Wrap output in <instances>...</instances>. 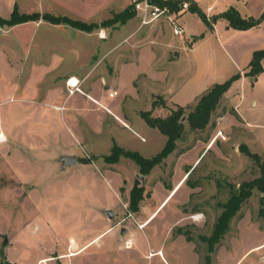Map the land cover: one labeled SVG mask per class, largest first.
<instances>
[{"label":"rangeland","instance_id":"1","mask_svg":"<svg viewBox=\"0 0 264 264\" xmlns=\"http://www.w3.org/2000/svg\"><path fill=\"white\" fill-rule=\"evenodd\" d=\"M210 1L211 3L216 1L215 6L220 8L228 0ZM15 2L18 3L21 13H38L41 15L40 21L45 22V24L50 23L43 20L42 16L45 14L64 17L59 16L61 14L68 18L71 17L72 20L85 21L83 20L85 17L84 10L87 8L85 2L80 3V0H15ZM239 2L242 3L244 0ZM234 8L238 10L235 6ZM244 11H249V16L253 18H259L264 13V1L261 4H254L250 9H244ZM11 12L12 9L8 7L7 0H0V14L8 17ZM40 21L29 22L30 25L28 26H18L0 35V134L6 135L10 140L6 144L0 142V169L7 168L8 156L13 153L15 155L19 152L25 159L31 158L30 149L38 146L39 142L41 154L52 155L53 152L59 154L65 149V142L70 143L71 141L68 129L76 133V126H72L71 123L76 118L78 120L85 118V124L94 121L100 123L103 121V124H106L108 121H112V118H108L104 111H102L104 116L91 112L76 113L75 116L72 114L73 110L70 109V104L63 111L55 109L51 105L57 101L56 94L63 92L64 81L58 80V77L82 72L87 66L85 59L87 50H75L74 52L65 50L67 49L65 44L70 40L68 30L60 32L53 27H47L41 29L38 34L34 33L32 27L38 28L39 25L37 24ZM107 21L109 22L106 26H102V22L85 23L97 25L92 32L107 28L111 30L122 25L117 22L114 15L105 20V22ZM179 24L188 29L189 35H204L203 42L206 48L204 51H199V57H202L203 53H206L213 45L220 68L223 70L229 68V62L216 41L215 35L208 30L198 15L188 13L179 21ZM60 25L71 30L72 43L74 44H86L94 40L92 37L80 33L78 29L64 24ZM164 26L166 42H178L179 44L184 42L183 36H174L172 26L166 22ZM6 28L8 27L0 28V30ZM255 30L256 33L264 35V20ZM35 37L38 39L35 40ZM41 39H43L42 41L49 39L50 45L48 43L40 44ZM56 42L63 43L64 47ZM33 43H35L34 46H32ZM181 56L179 63L172 66V69H179L178 83L183 87L194 76L195 69L192 60H196V58L187 57L183 51ZM227 80H218L217 84ZM141 82L146 83V80ZM88 84L89 86L94 85L91 82ZM254 84L250 86L247 83L245 87L240 84L232 85L230 94L228 96L226 94L227 97L224 95L222 99L226 97L224 103L230 109V113L234 114L235 108L237 112L243 114L245 122H255L261 126H257L254 130L248 127L245 130H239L236 122L230 121L229 118L228 120L223 118L219 122L221 129L216 128L214 125L217 124L216 117L227 112V108H223L222 101L211 119V122L213 120L214 123L210 122L203 131H191L186 116H184L182 118L185 126L184 134L177 142L178 148H176L178 149L176 157L183 155L181 163H176L175 155L169 156L167 161H170L162 166L161 170L155 169L151 177H149L151 173L142 175L140 169L134 167L135 164L132 160L120 157L117 162H110L106 161L105 158L112 153L110 149L113 142L110 138L111 134L114 135L119 147L121 145V148L125 147L131 152H139L143 157L152 158L165 146V137H160L153 132L145 134L148 142L142 143L132 132L123 129V127L113 129L114 132L107 130L103 134L104 137L95 140L97 141L95 144L96 150L100 153L107 154L111 150L109 155H94L86 149L83 150L81 157H79L82 163L96 165L101 173L109 171L117 178L116 185L120 199L116 207L117 212L113 213V216H115L114 220L118 228L114 232L106 233L99 243H94V246L90 248L87 254L89 256L96 254V257L75 259L74 263L264 264V194L257 190L253 191L252 197L228 222V226L223 229V234L218 242L212 248L210 247L212 244L210 245L208 242L216 231V224L223 212V205L230 200L234 189H238L243 183L257 179L260 175L256 164L241 152V147L247 146L252 153L259 155L264 161V106L252 107L250 105V100L254 96L252 93ZM260 84L264 85V81H261ZM95 86H97L95 90L100 93L101 83L98 82ZM79 87L73 94H70V88L65 89L64 94L68 92V96H72L78 92L72 103L92 105L88 100H91L92 97L89 94H84ZM259 90L261 88L258 86L257 93ZM80 93L81 95H79ZM114 93L116 94L110 93L109 97L117 95V92ZM237 93L238 95H236ZM261 95L258 94V97L260 98ZM140 97L142 100L138 101L142 102L128 100V107L131 109L141 107L142 110L145 107V110H150L151 108L146 101L147 94H140ZM189 99L185 97L181 101H189ZM119 100L120 98L117 99V101ZM158 101V107L165 108L166 103L169 105L166 106L169 109L168 115L171 110L176 109L162 97ZM55 104H61V102ZM237 104H239V111L235 107ZM195 105V103L190 104L186 114L193 110ZM237 120H240L239 117ZM219 132H222V136L216 137ZM229 132L232 134L229 135ZM211 139L213 140L210 146L218 140L214 148L209 152L206 151L199 161L200 164L198 163L199 165L195 166L190 175L183 179L175 193L167 198L162 208L170 202L187 180L183 190L177 193L152 224L148 225L161 210L142 226L143 222L140 221L150 216L151 212L148 208L153 206L152 195L155 190L172 189L175 179L177 180L179 177L182 179L183 174L189 170L188 164L196 155L198 156L199 148L202 146L206 148ZM197 146H199L198 149ZM51 158L53 157L51 156ZM25 159L23 158V161ZM40 160L43 161L39 164V172H37V167L32 170L26 162L22 163L20 171L29 173L30 180L36 183L34 185L39 186L40 206L43 208L38 218L41 226L56 216V225L51 227L55 234L52 235L51 233V238H49L48 233L51 230L45 233L41 227V249L48 252L47 246L49 244L60 246V243L65 244L69 239H76L82 231H86L85 237L90 239L95 234L94 229L85 227L84 221L79 216L82 209L87 205H89L88 208L93 209L101 207L100 198L95 197L96 195L94 194V196L88 188L90 178L84 176L81 187L72 188L71 185L66 184L69 179L64 174L59 173L57 175L59 171H54L52 161L44 160V157H41ZM63 163L64 166L68 165L65 161ZM106 177L108 178L107 175ZM106 177L103 176V179L99 177L100 180L97 179L93 187L98 188L100 193L115 203L116 199L113 193L108 191ZM15 182V178L9 171L0 175V209L2 210V206L7 203V212L10 215L7 217L0 213V230H2L1 227H6L12 232H16L18 229L25 231L22 228L23 224L31 223L32 218L37 219L36 211H32V204L36 205L37 195L34 194V197L25 196L23 199L24 193L20 187H10ZM135 186L145 190L143 200L136 212L130 208L131 192ZM159 197L157 195V198ZM163 200L162 198L159 203ZM13 214L15 215L13 216ZM13 223L17 229L12 228ZM140 225L141 228L148 226L144 230H139ZM123 229L128 230L125 236L122 233ZM129 237L134 248H125V242ZM62 257L58 258L56 264H67L66 259Z\"/></svg>","mask_w":264,"mask_h":264},{"label":"crops","instance_id":"2","mask_svg":"<svg viewBox=\"0 0 264 264\" xmlns=\"http://www.w3.org/2000/svg\"><path fill=\"white\" fill-rule=\"evenodd\" d=\"M194 1L199 4L202 10L207 14L208 18H210L211 16L223 13L234 6L238 9L239 13L243 17H251L249 16V11H244V9L248 10L254 4H261L264 0H244V2L242 3L239 2L240 0H228L220 8L215 6L216 1L215 3H211L210 0ZM82 2H85V7L87 8L86 10H84V22L101 23L109 19V17L113 16L114 14L123 12L133 3V0H80V3ZM15 4L18 5L15 0H7V5L10 9H12V12ZM188 13L190 12L185 11L184 13H182L181 16L178 17V22L181 21L182 18ZM0 16L4 17L1 14ZM59 16L65 15L59 14ZM165 22L170 25V23L165 19H159L150 24L143 25L140 16L136 14L125 24H122L121 26L118 25L111 30H109L108 28L100 29L99 31L92 33L79 31L80 33H83L88 37H92L94 39H91L93 40L92 42L80 45L72 43V35L70 32L71 30L67 29L63 25H53L51 23L45 24V22L40 21L37 24L39 25L38 28H35L34 26L32 27V31L37 34L41 29L47 27H53L56 31L60 32H66L68 30L70 33V40L65 44V47H67V49L65 50H70V52H74L75 50H87L85 57L87 66L82 72L70 73L68 76L58 77V80H61L62 82L64 81V88L62 93L56 94L55 98H57V101L55 103L61 102V104L54 103L51 105L55 109H60L61 111H63V109L68 108L67 106L70 104V109L73 110L72 114H75V116L76 113L83 114L85 112L97 113L104 116L105 114L102 113V111H104L106 115H108V118H112V121H108V123L106 124H103V121H101V123L98 121H94L90 122V124H85V118H81L80 120L76 118L73 122H71L72 126H76V133H74L71 129H68L71 136V141L70 143L65 142V149L63 151H60L59 154H56L54 152L52 155H46L44 153L41 154L39 142L38 146L30 149L31 158L25 159V157L20 155L19 152H17L15 155L13 153L11 154V156H8L7 168H1L0 175H3L8 171L11 172V175L15 178L16 182L13 183L10 187H20V189L24 193L22 196L23 199L25 196L31 195L32 197H34V194L37 195L36 205L32 204V211H36L37 219L34 220V218H32L31 223L27 222L23 224L22 228L25 229V231H21L20 229H18L16 232H12L6 227H1L2 230H0V251H4L6 260L9 264H56L58 258L62 256V258L66 259V263L75 264V259L79 260L84 259L85 257H96V254L90 256L87 254L90 248L94 246V243H99L106 233L114 232L118 228V226L115 224V216L111 217L110 215V212H117L116 207L118 206L117 204H119L118 202L120 199L119 190L117 189L116 185L117 178H115L113 173H110L109 171L101 173L96 165L92 166L90 164L82 163L81 159L79 158L81 157V153L85 149L94 155L105 156L110 154L114 145L119 146L118 144H116L117 141L116 139H114V135L111 134L110 138L111 140H113V142L110 145V152L107 154H103L100 153V151L96 150L95 143L97 141L95 140H100L102 137H104L105 135L103 136V134H105L107 130H110V132H114L113 129H119V127H123V129L132 132L141 141L142 139H144L145 141H142V143L148 142L145 134L153 132L157 135H160V137H165L166 145L167 137L163 135L158 129L150 127L140 116L141 112H151L153 117L166 118L169 113V109L166 108V106L168 105L167 103L165 108L158 106L153 107V103L158 101L159 98H164V100H167L168 103L173 107H187L190 106V104L195 103V100H197V98H199L214 84H217L218 80H227L238 73H241L242 77L241 79L237 80L233 84V86H237L238 84H240L245 87L247 83L248 85L250 84V86L255 83V87L253 88L254 92L252 91L254 96H252L250 100V105L252 107H258L260 105L264 106V85L260 84L261 81H264V71L260 76H258L256 81H253L252 79L244 76V73L247 71V68L252 60L253 53L257 50L264 49V35L256 33L255 28L247 31L232 29L231 27H229V23L222 19L214 23L211 28L208 27V30H210L212 34L215 35L214 37L216 38V41L220 45L222 51H224L225 56L229 62V68H225L223 70L219 66L213 45L211 48L208 47V51L206 53L204 52L202 57H199V51H204L206 48L203 42L204 35H189L188 29L181 25L188 31V34L186 36H183L184 42L182 44H179L178 42H166L164 26ZM28 25H30V23L1 29L2 32L0 35H2L4 32H9L15 27ZM20 39L26 40L23 38ZM37 39L38 37H35V40ZM42 40L43 39L40 40V44L48 43V45H50L51 43L49 39L48 41ZM34 44L35 43H33L32 46H34ZM58 44L62 45L63 43ZM37 46L39 47V45ZM182 51L187 54V57L196 58V60H192L195 69L194 76L192 77L191 81L183 87H181L178 83L179 69H172V66L177 65L179 63V59L182 58ZM70 78H76L80 82L79 89L81 88L84 94H89L92 97L93 100L85 97L92 103V105L86 106L80 103H72L74 97L78 92L72 96H68V92L67 94H64V90H68L69 88L67 82ZM142 80H146V83H142ZM89 82L94 83V85L89 86ZM98 82L101 83L100 93H98V90H95L97 87L95 86V84ZM233 86L226 93L227 96L230 94ZM258 86L259 88H261V90H263L262 92H260L261 90H259V92L257 93ZM112 92H117V95L109 97V94ZM140 94H147L146 101L151 108L150 110H145V107L143 108V110L141 107L136 109H131L128 107V100L142 102L138 101L142 100ZM258 94H262L260 98L258 97ZM79 95H81V93ZM236 95H238V93ZM185 97L190 98L189 101H181V99H184ZM226 97L221 100L224 106L223 108L226 107L224 103ZM119 98L120 100L117 101V99ZM235 107L239 111V104H237ZM226 108L227 112H225L224 114H220V117H216L217 124H214L216 128L221 129L219 122H221L223 118L227 120L229 118L230 121L236 122V124H238L237 128L239 130H245L246 127L254 130V128H256L257 126H261L255 122H245L243 120V118H245L243 117V114L237 112L235 108L233 110L235 111L234 114L229 112L230 109L228 107ZM238 117L240 120H237ZM234 122H232V124H234ZM211 123H214L213 120ZM232 127L234 128V126ZM228 134L231 135L232 132H229ZM5 137L6 141L1 142L2 144H6L10 141L6 135ZM212 140L213 139L210 140L206 148H204V146L200 148L199 146L196 147L197 149L199 148L198 156L196 155L194 159L189 162V170L183 174L182 179L181 177H179L177 180L175 179L172 185V189H165L164 191H158L157 189L155 190V193H153L152 195L153 206H149L148 208V210L151 212L150 216L140 221L141 223L143 222L142 226L150 221L154 214L161 210V212L157 213V216L151 222H149L148 225L152 224L160 216V213H162V211L167 208V206L177 195V193L183 190L187 180L176 192L170 202L162 208L167 198L173 195L183 179L187 175H190V172L199 163L200 159L204 156L206 151L208 150L209 152L214 148V145L218 140L212 146H210ZM122 148L129 151V149H126L125 147ZM177 151L178 149H176L175 152L170 156L175 155L174 159L176 163H181L183 155H180L177 158ZM51 156L53 158H51ZM41 157H44V160L50 162L52 161L54 171H59L57 172V175L59 173L64 174L69 179L66 184L71 185L72 188H80L84 176L90 178V180H88V188L92 192V194H95L96 196H94L100 198L99 200L101 201L100 208L93 209L89 207V209V205H87L82 209L81 214L79 215L81 217V220L84 221L83 223L85 227H92L94 229L95 234L90 239H87L85 237L87 232L82 231L81 233H79L76 239H69L67 242H65V244L60 243V246L49 244L47 246L49 248L48 252H44L41 249V227L44 229L43 231L45 233L51 230L50 232H48L49 238H51L50 234H55L54 229L51 227H55L56 225V216H53V219H50L49 222H44V225L41 226L38 218L40 216V211H43V208L40 206V190L38 188L39 186L34 185L36 183L30 180L29 173H22L20 171V166L23 162H26L32 170L36 169L37 167V172H39V164L43 161L40 160ZM70 157L71 159H76L77 163L69 164L65 162L68 165L64 166L63 162L66 158ZM23 158L25 159L24 161ZM168 161L167 159H165L162 164L155 167L149 177L153 176L152 174L154 173L155 169L161 170L160 168L167 164ZM134 167L136 169L139 168L136 164ZM106 175L108 176V178L106 177ZM103 176L107 178V186L109 188L108 191L113 193L116 199L115 203H112L106 198L105 195L100 193L98 188L93 187L95 185V181L97 182V179L99 181V177L102 178ZM58 186L62 187L61 185ZM157 195H159L160 197L157 198ZM162 198L164 200L159 203ZM7 209L8 204L5 203V205L2 206V210L0 209V213H3L5 216L10 217ZM106 212H109V214H106ZM14 215L15 214H13V216ZM145 227L141 228L140 225L141 229H138L144 230ZM12 228L17 229V227L14 226V223L12 224ZM127 233L128 230L126 231V235ZM130 247L134 248V244L129 237L125 242V248ZM94 264L100 263L95 262Z\"/></svg>","mask_w":264,"mask_h":264},{"label":"trees","instance_id":"3","mask_svg":"<svg viewBox=\"0 0 264 264\" xmlns=\"http://www.w3.org/2000/svg\"><path fill=\"white\" fill-rule=\"evenodd\" d=\"M186 2L189 3L187 11L198 15L209 28H211L214 23L222 19L227 21L229 23V27L232 29L247 31L259 27L264 20V13L259 18L243 17L234 7H231L223 13L214 15L212 18H208L207 14L194 0H152V3L160 6L161 8L169 9L171 13L179 12L183 4ZM136 14L134 4L132 3L123 12L114 14V18L117 22L125 24ZM42 18L52 24H64L88 33L92 32L97 27L95 24L89 25L79 20H72L66 16L56 17L50 14H45ZM40 19L41 15L38 13H21L18 5L15 4L13 12L8 18L0 16V28H10L29 22L40 21ZM108 22L109 21H104L101 25L106 26ZM263 61L264 49L255 51L244 76L256 81L258 76H260L264 71ZM241 77L242 74L238 73L233 75L224 83L214 84L199 98H197L195 102L196 105L193 107V110L187 114L186 110L189 109L190 106H177L175 110L170 111V114L166 118H156L152 116L151 112H141L140 116L150 127L158 129L167 137L165 147L154 157L145 158L137 152L126 151L123 148L114 145L111 155L106 157L105 160L117 162L120 157L130 159L139 167L142 175H149L155 167L162 164L165 159L175 152L177 142L184 134L185 126L182 122V118L186 116V120L191 131L205 130L209 126L214 112L219 108L223 96L237 80L241 79ZM158 102L159 101L154 102L153 107H156ZM241 148V152L249 157L259 168L260 175L257 179L251 182L243 183L238 189H234L230 200L223 205V212L216 224V231L210 241H208L210 245L212 244L210 246L211 248L220 239L223 234V229L228 226V222L237 214L242 205L252 197L253 191L257 190L264 194V161L259 157V155L252 153L247 146H242ZM144 191L145 190L142 187L139 188L135 186L132 189L130 201V208L132 211L136 212L139 209V205L143 200ZM0 264H9L3 250L0 251Z\"/></svg>","mask_w":264,"mask_h":264},{"label":"built area","instance_id":"4","mask_svg":"<svg viewBox=\"0 0 264 264\" xmlns=\"http://www.w3.org/2000/svg\"><path fill=\"white\" fill-rule=\"evenodd\" d=\"M133 4H134V9L137 15L140 16L143 25L150 24L159 19H165L173 27V33L175 36H186L188 34V31L179 24L178 17L181 16L182 13L188 10L189 3L187 2L184 3L181 10L177 13H171L169 9L161 8L160 6L152 3V0H133ZM72 79L73 78L69 79L67 83L70 84ZM70 91H74V90L71 89ZM111 94H116V93H111ZM220 136H222V132H219L216 137H220ZM222 138L225 139L224 137ZM142 141L145 140L142 139Z\"/></svg>","mask_w":264,"mask_h":264},{"label":"bare ground","instance_id":"5","mask_svg":"<svg viewBox=\"0 0 264 264\" xmlns=\"http://www.w3.org/2000/svg\"><path fill=\"white\" fill-rule=\"evenodd\" d=\"M67 84H68V83H67ZM79 85H80V82H79L76 78H73L72 81H71V83L68 84V87H69L70 89H73V90L75 91L76 88L79 87ZM74 91H70V93L73 94ZM5 141H6V137H5V135L0 134V142H5Z\"/></svg>","mask_w":264,"mask_h":264},{"label":"water","instance_id":"6","mask_svg":"<svg viewBox=\"0 0 264 264\" xmlns=\"http://www.w3.org/2000/svg\"><path fill=\"white\" fill-rule=\"evenodd\" d=\"M0 34H1V30H0ZM65 162L66 163H69V164H75V163H77V160L76 159H71V158H66L65 159ZM110 215H111V217H113V213H110ZM122 233L125 234L126 233V230L123 229L122 230Z\"/></svg>","mask_w":264,"mask_h":264}]
</instances>
